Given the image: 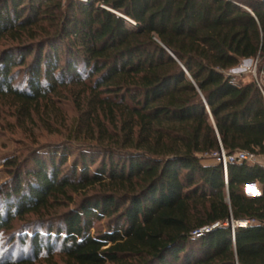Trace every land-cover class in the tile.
I'll list each match as a JSON object with an SVG mask.
<instances>
[{
    "label": "trees",
    "instance_id": "trees-1",
    "mask_svg": "<svg viewBox=\"0 0 264 264\" xmlns=\"http://www.w3.org/2000/svg\"><path fill=\"white\" fill-rule=\"evenodd\" d=\"M263 56L264 0H0V121L60 135L3 159L0 234L28 252L0 264H264V166L202 161L264 154L229 71Z\"/></svg>",
    "mask_w": 264,
    "mask_h": 264
},
{
    "label": "rangeland",
    "instance_id": "rangeland-1",
    "mask_svg": "<svg viewBox=\"0 0 264 264\" xmlns=\"http://www.w3.org/2000/svg\"><path fill=\"white\" fill-rule=\"evenodd\" d=\"M254 58L251 59H241L240 62L233 68H231L229 71L231 74L235 75V81H248V80H255L264 78V72H260V65L262 64L261 58H258L257 60V73L256 76L252 73V65H253ZM259 71V72H258ZM3 113L0 115H4L7 117V121H11V117L8 118V112L6 110V107L2 108ZM73 114L72 111H69L68 115L69 117ZM14 120V119H13ZM7 121H4L1 118L0 121V182L3 181L7 177L6 170L2 167V162L4 157H9L15 152H19L20 150L25 152L24 147L28 144H31L33 142V139L36 138L39 142L44 140H49L53 138H58L60 135L56 134H49L46 133L44 129H42V125L38 122L37 124H27L26 126H22V128L16 127L13 130H11V123L8 124ZM31 133L30 136H26ZM35 139V140H36ZM215 157L211 154H204L202 155V161L204 163H209L215 161ZM245 190V186H244ZM246 192V191H245ZM244 222V220L239 221ZM103 228L104 224L101 222H96L90 229V231L93 233L97 228ZM28 230L20 229L19 228V222L14 220L13 226L11 229L7 230L6 232L0 234V261L4 258L6 253L8 251H12L13 257H16L19 253L20 254H26L28 252V248L26 247H20V238H16V236L21 237V235L24 234V232H27ZM18 264V263H17ZM35 264H66L63 256L58 253L57 251L54 253L51 259L40 257L38 261L35 262Z\"/></svg>",
    "mask_w": 264,
    "mask_h": 264
},
{
    "label": "built area",
    "instance_id": "built-area-1",
    "mask_svg": "<svg viewBox=\"0 0 264 264\" xmlns=\"http://www.w3.org/2000/svg\"><path fill=\"white\" fill-rule=\"evenodd\" d=\"M241 6H243L244 8L250 10L249 7H247L245 4L240 3ZM257 60L258 57L254 58L253 60V65H252V73L254 74V76H256L257 73ZM262 60V64L260 66V72H264V56L261 58ZM258 71V72H259ZM231 73V72H230ZM234 80V78H233ZM255 81L263 95V99H264V78L262 79H257L255 78ZM216 161H218L223 169V173H224V178L226 181V165L229 162H242V161H247V162H251V163H258L262 166H264V154H259L253 151H250L248 149H243V148H238L235 149L229 153H226L223 148L220 146V148L216 151H214L213 153H211ZM245 191L247 195H258L260 193L258 187L256 186V184H245ZM245 223V221L243 222ZM216 223L210 225V226H203L195 231H193V234L195 236H200L203 232L208 231L211 227H213Z\"/></svg>",
    "mask_w": 264,
    "mask_h": 264
},
{
    "label": "water",
    "instance_id": "water-1",
    "mask_svg": "<svg viewBox=\"0 0 264 264\" xmlns=\"http://www.w3.org/2000/svg\"><path fill=\"white\" fill-rule=\"evenodd\" d=\"M249 184H254V182H251V183H249ZM240 224H243V222H240Z\"/></svg>",
    "mask_w": 264,
    "mask_h": 264
}]
</instances>
